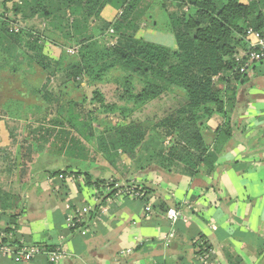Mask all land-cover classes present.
<instances>
[{"label":"trees","instance_id":"1","mask_svg":"<svg viewBox=\"0 0 264 264\" xmlns=\"http://www.w3.org/2000/svg\"><path fill=\"white\" fill-rule=\"evenodd\" d=\"M169 3L177 9L170 11ZM108 5L120 11L112 22L102 17ZM0 6V93L6 97L4 110L11 118L25 122L38 118L44 125L61 127L55 139L59 154L66 157H82L93 150L113 164L122 153L143 166L147 154L150 163L164 170L183 165L196 171L203 165L208 175L215 171L222 144L232 135L226 110L228 85L245 75L238 70L236 55L247 50L248 28L264 32V0H0ZM34 18L45 22L41 31L25 26L24 21ZM144 25L171 34L176 47L166 45L169 41L161 44L139 37ZM110 38L118 39L114 46ZM42 77L47 79L40 86ZM55 77L60 78L58 93L50 86ZM83 83L118 87L120 103H108L102 92H93L102 127L94 126L98 118L93 114L84 118L77 111L80 103L70 98ZM63 95L69 100L61 103ZM165 95L180 97L179 105L159 122L170 134L168 146L156 132L155 122L134 118ZM54 102L60 104L55 118H49ZM215 113L225 123L218 128L211 150L205 131ZM113 115L117 122L109 119ZM68 128L89 143L91 151L80 139H70ZM49 130L44 129V140ZM70 168L49 172L48 178L68 181L84 175L88 187L105 183L94 180L87 170ZM95 208L89 217L96 215ZM17 218L11 212L0 214V220L8 221L7 238L0 235V244L19 241L10 233ZM87 223L76 232L83 234Z\"/></svg>","mask_w":264,"mask_h":264},{"label":"crops","instance_id":"2","mask_svg":"<svg viewBox=\"0 0 264 264\" xmlns=\"http://www.w3.org/2000/svg\"><path fill=\"white\" fill-rule=\"evenodd\" d=\"M119 15L110 5L102 11L110 22ZM24 22L30 28L46 25L39 18ZM138 36L176 47L171 35L155 29L140 30ZM228 88L232 135L222 144L216 169L209 175L203 165L196 171L183 165L164 170L150 163L147 154L143 166L122 153L111 164L95 155L72 128L66 129L69 138L80 139L91 152L82 157L60 155L55 138L61 127L44 125L37 118L27 122L11 118L4 110L6 97L0 93V214L18 215L10 233L18 242L63 248L66 256L60 264H202L198 240L213 250L220 264H264V62L253 64L241 80L233 78ZM158 101L146 107L151 109ZM155 114L152 111L153 123ZM224 123L218 113L207 123L205 141L211 150ZM44 129L51 132L45 140ZM58 161L66 167L54 168ZM69 166L72 171L87 170L94 180L105 183L88 187L84 175L68 181L48 178L49 172ZM110 180L141 187L145 198L106 192ZM86 206H98L102 214L89 217L87 234L70 231L69 217ZM172 208L182 214L174 226L166 215ZM7 224L0 220L1 236ZM173 228L175 237L168 241ZM0 264L16 263L0 256ZM20 264L51 263L41 257Z\"/></svg>","mask_w":264,"mask_h":264},{"label":"built area","instance_id":"3","mask_svg":"<svg viewBox=\"0 0 264 264\" xmlns=\"http://www.w3.org/2000/svg\"><path fill=\"white\" fill-rule=\"evenodd\" d=\"M245 40L248 44L246 51H240L237 55V61L240 63L238 70L242 74H246L253 63L264 62V32L248 28L245 32ZM116 192V196H128L136 200L145 198V193L141 187L136 185L118 184L110 180L106 185V192ZM99 201V200H98ZM95 206H86L76 210L68 220V228L70 231L80 230L87 222L89 215L94 213ZM151 207L146 206V211L151 212ZM101 212V213H100ZM104 212V211H103ZM102 214V208H98L96 215ZM167 218L174 226L181 218L182 214L179 210L172 208L167 213ZM87 234V230L82 231ZM2 239L7 238L2 234ZM175 237V229L173 228L167 236V240L171 241ZM198 246V259L202 264H220L213 257V250L206 247V243L202 240L196 241ZM0 256L10 258L16 264L33 262L38 258L45 257L51 264H60L66 256V252L61 247L49 250L46 246L40 244H26L23 242H13L8 244H0Z\"/></svg>","mask_w":264,"mask_h":264},{"label":"rangeland","instance_id":"4","mask_svg":"<svg viewBox=\"0 0 264 264\" xmlns=\"http://www.w3.org/2000/svg\"><path fill=\"white\" fill-rule=\"evenodd\" d=\"M244 1H246V0H244ZM12 5L9 4L8 8L12 9V8H10ZM169 8H170V11H174V10L177 9V6L169 3ZM2 12H3V10H2V7L0 6V13H2ZM34 27H35L36 30H39V31L42 30L41 27H38V24L35 25ZM147 29H151V27H149L148 25H144L141 30L145 31ZM140 34L143 35V32H140ZM145 35H146V32H145ZM169 35H171V34H168L166 36H169ZM143 38L148 40L149 36H148V38L147 37H143ZM172 38H174V37L172 36ZM110 39L111 40H110L109 44L112 45V46H114L117 43V41H118L117 38H110ZM158 43L164 44L163 42H160V41H158ZM166 45L170 46V44H166ZM46 79H47L46 77H42L41 80H39V84L38 85H40V86L43 85L46 82ZM214 79L218 80L217 78H214ZM59 85H60V78L59 77H55V78H53V80H51L50 86H51V90L52 91L58 93L59 92L58 91V88H59L58 86ZM117 88L118 87L115 84H98V85L93 87V86H89L86 83H83L82 87L79 90L73 89L74 91L72 92V95H71L70 98L73 99V100H76L77 102L80 103V105H81L79 107L80 109L77 110V111L81 112V114L83 115L84 118L87 117L88 114H93L94 117L98 118L97 121H94V126H101L102 127V113L100 112V109L98 108L99 105L95 106L92 103L93 92L96 89L99 90L100 92H102L104 97H105V99H106V101L108 103H114V102L120 103L119 100H118ZM61 99H62L61 103H64L65 101L69 100V97L66 96V95H63L61 97ZM56 100H57V97H56L55 101ZM179 100H180V97H178L176 95H170V96L169 95H165V96H163V97H161L159 99V101L155 104V106L153 108L151 107V109H150L149 107H145L144 109H142L141 111L136 113L135 119L137 121L150 120V118H152V115H151L152 111L155 112L156 113L155 114L156 115L155 116L156 117L155 121H156V124H157V126H156V130L157 131L156 130L155 131L158 132L159 134H161L162 136H164L168 140L169 138H171L169 136L170 134L168 133L167 130H163L162 129V126L160 125L159 122L164 120L165 115L167 114L168 111H172L173 109H175L179 105V103H180ZM57 103L54 102V105L50 108L51 110L54 111V115L49 114V118H53L54 116H56V112L55 111L58 108V104H60V103H58V104ZM41 117H43V116H40L39 118L41 119ZM110 118H114L116 122L119 120V118H117V116H115V115L110 116L109 119ZM37 120H38V118H37ZM58 162H57V164L54 165V168L63 169V168L66 167V163L65 162H61V161H58ZM105 175L108 176V175H110V173L108 172Z\"/></svg>","mask_w":264,"mask_h":264}]
</instances>
